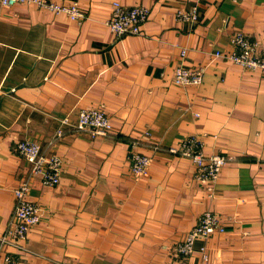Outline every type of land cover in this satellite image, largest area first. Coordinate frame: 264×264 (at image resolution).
I'll list each match as a JSON object with an SVG mask.
<instances>
[{"label": "crops", "instance_id": "1", "mask_svg": "<svg viewBox=\"0 0 264 264\" xmlns=\"http://www.w3.org/2000/svg\"><path fill=\"white\" fill-rule=\"evenodd\" d=\"M51 1H76L85 19L0 5V237L28 175L16 143L62 162L56 186L30 179L42 219L22 249L3 251L18 264H264V74L214 57L239 32L264 46V0ZM113 2L149 9L140 35L110 32ZM195 6L197 23L176 19ZM180 65L202 69V84L174 85ZM99 108L110 133H77L79 111ZM188 136L206 156L225 157L212 200L192 162L166 152ZM131 152L151 158L142 177L130 171ZM204 212L224 229L196 242L207 261L197 251L178 257L174 246Z\"/></svg>", "mask_w": 264, "mask_h": 264}, {"label": "built area", "instance_id": "2", "mask_svg": "<svg viewBox=\"0 0 264 264\" xmlns=\"http://www.w3.org/2000/svg\"><path fill=\"white\" fill-rule=\"evenodd\" d=\"M2 7H14L16 5H35L40 9L53 12L55 15L63 14L70 21L81 24L85 14L76 1L67 5L57 4L51 0H0ZM149 9L143 6L124 7L118 2L111 4V14L107 21L110 32L118 39L127 36L140 35L141 26L149 17ZM176 19L184 23L195 24L198 21V9L192 7L190 11H178ZM232 51L222 53L216 51L214 57L230 61L244 69L260 71L264 74V46L252 41L243 33H235L230 38ZM186 50L180 51L183 59ZM203 81L202 69H190L182 65L174 70L173 83L176 86H199ZM63 125L68 121L63 120ZM74 130L77 133H87L91 138L107 136L111 131V125L103 109H82L79 111ZM145 136L148 133L144 134ZM64 136V130L59 129L55 138ZM137 142H132L131 148H136ZM159 150V147H155ZM14 152L28 164V175L13 190L14 210L5 233L0 237V264H18L17 259L10 253L4 252L5 245L22 249V244L27 240L30 229L40 223L43 211L28 199L30 191V179L39 177L45 186L54 187L59 183L62 162L55 155L47 156L41 147L33 142L21 141L16 143ZM166 152L171 155H180L189 159L194 166L193 178L203 185L207 196L212 200L215 197V186L226 160L223 155L216 154L206 156L203 152V142L197 137L188 136L178 147H168ZM130 171L136 177H142L147 173L151 158L139 152H131L128 156ZM223 227L217 215L204 212L198 219V223L187 233L185 239L177 243L173 250L175 255L181 258L191 256L197 251L196 242L205 240L214 233H223ZM203 262L207 261L206 249L201 246L198 251Z\"/></svg>", "mask_w": 264, "mask_h": 264}]
</instances>
